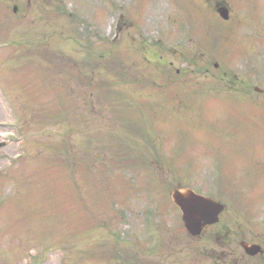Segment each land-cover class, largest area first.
Here are the masks:
<instances>
[{
  "label": "rangeland",
  "instance_id": "rangeland-1",
  "mask_svg": "<svg viewBox=\"0 0 264 264\" xmlns=\"http://www.w3.org/2000/svg\"><path fill=\"white\" fill-rule=\"evenodd\" d=\"M262 166L264 0H0V264H193L172 189L256 228Z\"/></svg>",
  "mask_w": 264,
  "mask_h": 264
},
{
  "label": "water",
  "instance_id": "water-1",
  "mask_svg": "<svg viewBox=\"0 0 264 264\" xmlns=\"http://www.w3.org/2000/svg\"><path fill=\"white\" fill-rule=\"evenodd\" d=\"M225 18H228L227 10H221ZM175 202L181 207L187 227L191 232H198L207 223L217 219L223 210V205L208 198L194 193L192 190L178 191L173 193Z\"/></svg>",
  "mask_w": 264,
  "mask_h": 264
},
{
  "label": "flooded vegetation",
  "instance_id": "flooded-vegetation-1",
  "mask_svg": "<svg viewBox=\"0 0 264 264\" xmlns=\"http://www.w3.org/2000/svg\"><path fill=\"white\" fill-rule=\"evenodd\" d=\"M213 230L214 233L211 234V239L215 242V246L212 249L214 256L211 264H264V235L259 234L255 238H247V242L259 243L262 247L261 252L253 257L244 252L243 249L239 252L234 248L238 241L235 238L233 228H217ZM223 230L225 232L221 234ZM240 241L241 243L243 242L242 240Z\"/></svg>",
  "mask_w": 264,
  "mask_h": 264
}]
</instances>
